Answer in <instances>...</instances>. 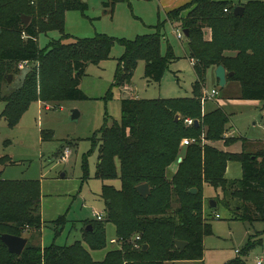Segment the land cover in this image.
Segmentation results:
<instances>
[{"label": "trees", "instance_id": "trees-1", "mask_svg": "<svg viewBox=\"0 0 264 264\" xmlns=\"http://www.w3.org/2000/svg\"><path fill=\"white\" fill-rule=\"evenodd\" d=\"M124 2L127 0H107L103 7L112 9ZM234 7L228 0H191L166 14V22L177 23L181 30L188 31V37L184 36L187 56L197 77L192 96L169 100L124 97L120 120L110 126L104 124L93 135L92 148L98 150L94 178L103 182L119 180L120 189L102 186L99 197L104 204V219L85 221L82 241L42 248L38 242L42 227L39 182L0 178V236L27 239L20 255L10 253L0 240V264L202 263L203 236L210 232L202 221L203 184L228 188L240 201V219L250 224L264 222V148L250 153L251 143L256 147L260 143L235 136L223 139L229 130L227 115L218 108L202 109L206 71L222 66L227 74L233 73L226 82L239 84L242 100L262 103L264 117V0H246L241 16L233 14ZM86 9V0H0V41L7 35L17 36L12 45L0 42V101L5 102L1 117L9 127L18 124L32 102L60 105L87 99L78 87L84 70L88 64L107 60L114 40L96 34L71 44L62 42L69 37L64 33V13ZM183 11L187 14L180 17ZM23 16L29 18L26 26ZM153 29L155 33L120 41L124 52L114 74L116 87L130 85L139 61L145 63V77L159 83L168 65L176 60L170 45L161 55L163 37L160 28ZM55 31L60 39L40 49L38 36ZM23 61L29 65L19 72L15 67ZM11 74L12 83L17 79L18 84L4 95ZM187 119L198 125L187 127ZM183 138L195 142L182 149L179 145ZM201 141L210 143L201 146ZM219 142L226 148L240 143L241 151L230 153L211 145ZM230 162L241 166L242 176L237 181L225 178ZM5 163L13 164L9 157L0 158V166ZM82 170L84 180L88 179L86 157ZM141 184L149 185L150 195L146 198L136 191ZM192 189L196 194L189 193ZM65 223L62 217L55 221L56 225ZM107 223L114 226L116 238L122 240L121 248L109 250L103 260L94 261L88 249L106 248ZM88 226L91 231L85 230ZM137 235L141 247L135 249L132 243ZM175 241L186 243L182 251L175 247ZM144 245L146 250L142 249ZM244 254L239 251L225 264H244Z\"/></svg>", "mask_w": 264, "mask_h": 264}, {"label": "rangeland", "instance_id": "rangeland-1", "mask_svg": "<svg viewBox=\"0 0 264 264\" xmlns=\"http://www.w3.org/2000/svg\"><path fill=\"white\" fill-rule=\"evenodd\" d=\"M106 1L86 0V11L64 13V33L69 35L62 41L64 44H71L77 39L92 38L96 34H104L114 40L109 58L98 65L88 64L84 70L78 87L87 97L86 100L66 101L60 105L49 104L46 109V104L32 102L15 127H9L1 117L5 102L0 101V158L9 157L13 162L0 166V178L6 181L39 182L42 227L38 242L42 248L52 244L59 247L69 246L82 241L85 221L94 220V213L101 214L104 211L103 201L99 197L102 186L120 188L119 180L103 182L94 178L98 150L92 148L91 139L104 124L110 126L114 121L120 120L121 99L190 98L192 85L197 80L187 56L186 39L183 37L178 40L175 35V31L182 30L177 23L172 26L166 22L160 0H127L114 5L112 9L103 7ZM228 1L241 7L246 3V0ZM183 12L181 15L185 14ZM156 27L160 28V38H165L161 39V55L166 54L167 45H170L176 60L168 65L159 83L145 77V63L139 61L130 85L122 90L116 87L114 74L118 58L124 52L120 41H132L137 37L155 33L153 28ZM60 36L56 31L40 34L37 39L39 48L45 49L50 41L58 40ZM24 37L21 36L22 39ZM16 38L15 35H7L0 42L9 46L16 43ZM28 65L23 69L19 65L15 68L20 72ZM12 81L13 76L7 87L3 88L4 95L16 89L18 80L15 79L13 83ZM211 90L216 91L217 95L205 100L202 109L210 111L218 108L227 115L229 130L223 134V139L233 132L235 137L260 143L258 147L251 143L253 147L248 148V152L256 153L260 147L264 148L262 103L242 100L237 82L229 81L224 87H220L213 68L206 71L202 98L209 95ZM72 111L79 114L76 120L71 119ZM47 135H50L49 139ZM42 137L44 141L41 140ZM185 139L188 138H183L179 145L182 149L185 148L182 146ZM208 143L210 142L205 144ZM200 144L205 145L204 141ZM211 145L218 148V145L223 144L219 142ZM230 150L240 152L241 145L235 144ZM84 157L88 175L85 180L82 170ZM180 161L179 157L178 162ZM175 169L176 166L173 170ZM225 173L228 181L239 180L242 176L240 164L230 162ZM201 195L202 221L210 229L203 236L202 263L178 261L165 264H225L238 256L235 250L245 252L241 255L244 264H264V222L250 224L240 219L237 213L240 201L232 196L228 188L215 189L211 185L203 184ZM210 201L216 203L215 208H210ZM216 215L219 218H215ZM61 217L66 223L56 225L55 221ZM105 236V249H88L94 261L103 260L109 250L117 249L116 245L109 244V240L116 237L115 228L110 223L105 225Z\"/></svg>", "mask_w": 264, "mask_h": 264}, {"label": "water", "instance_id": "water-1", "mask_svg": "<svg viewBox=\"0 0 264 264\" xmlns=\"http://www.w3.org/2000/svg\"><path fill=\"white\" fill-rule=\"evenodd\" d=\"M233 14L235 16H241L243 14V8L241 6H235L233 8ZM24 25L26 26L29 22V18L28 17H21ZM185 37H188V31L187 30H183L182 31ZM215 76L218 80L219 86L220 87H224L226 84V80L227 77H232L233 73H226L225 69L222 66H218L215 69ZM12 80V76L9 75L7 78V83H10ZM79 114L76 111H72L71 113V119L76 120L78 118ZM176 120L178 119V117L175 118ZM195 126L198 125V122L195 121L194 123ZM136 191L143 197L146 198L148 195H150V189H149V185L148 184H141L139 186L136 187ZM196 189H192L189 191L190 194H196ZM209 206L210 208H215L216 204L213 201L209 202ZM91 227L88 226L85 230L86 231H91L90 230ZM0 240L1 242L6 246L7 250L15 255H20L23 251V249L25 248L26 244H27V239L23 238V237H16V236H11L8 234H3L0 236ZM175 247L179 250L182 251L184 249V247L186 246L185 242L182 241H175L174 242ZM143 250L147 249V245H144L142 247Z\"/></svg>", "mask_w": 264, "mask_h": 264}, {"label": "built area", "instance_id": "built-area-1", "mask_svg": "<svg viewBox=\"0 0 264 264\" xmlns=\"http://www.w3.org/2000/svg\"><path fill=\"white\" fill-rule=\"evenodd\" d=\"M175 35H176V38L178 39V40H181L183 37H184V34H183V32L182 31H180V32H177V31H175ZM26 64H28V62L27 61H23V62H20L18 65H19V68H21V69H23V67L26 65ZM217 95V93H216V91H214V90H212L211 91V93L209 94V95H205L202 99H201V101H202V104H203V102L205 101V100H210V99H212L213 97H215ZM185 122H186V124H187V126H192V125H194V121L193 120H191V119H187V120H185ZM195 142V140L194 139H185L184 141H182V146H189L190 144H192V143H194ZM68 150L66 151V154H68ZM67 157V156H66ZM94 218L96 219V220H98V221H101V220H103L104 219V215H103V213H94ZM215 218H219V216L218 215H216V217ZM140 235H137V236H135V238L133 239V243H132V245H133V247L135 248V249H138V248H140L141 247V245L138 243L139 241H140ZM109 243L111 244V245H116L117 246V249H120L121 248V245H122V240H120V239H118V238H114V239H111L110 241H109ZM235 253L236 254H239V251H235ZM257 264H260L259 262H257Z\"/></svg>", "mask_w": 264, "mask_h": 264}, {"label": "crops", "instance_id": "crops-1", "mask_svg": "<svg viewBox=\"0 0 264 264\" xmlns=\"http://www.w3.org/2000/svg\"><path fill=\"white\" fill-rule=\"evenodd\" d=\"M191 0H160V4H161V7H162V9H163V11H164V13H165V16H166V14L167 13H169L170 11H172V10H174V9H177V8H179V7H181V6H184V5H186L187 3H189ZM185 12V14L184 15H181L180 14V17H185V15L187 14V11H184ZM183 12V13H184ZM167 23H169L170 25H174V24H176V23H174V22H167ZM183 31V30H182ZM163 40L165 39L164 37L162 38ZM190 62V61H189ZM191 67H192V65H191ZM213 70H215V69H213ZM226 84H227V82H226ZM126 87H124L123 89H125ZM121 90H122V88H120ZM212 91V90H211ZM136 99V98H135ZM40 103V102H39ZM48 107V105H46L45 106V109ZM231 132V131H230ZM228 135L229 136H234V133L232 132L231 134L230 133H228ZM236 144H240V143H236ZM235 145V144H234ZM241 145V144H240ZM73 146V145H72ZM218 146H220V147H218L219 149H221V150H223V151H227V152H230V153H239L237 150L236 151H233V150H230V148L231 147H233V145L232 146H230V147H228V148H226V147H224L223 145H218ZM70 154V153H69ZM229 164V163H228ZM228 166V165H227ZM225 176H226V173H225ZM108 186H111V185H108ZM114 187V186H113ZM115 188V187H114ZM102 189V188H101ZM120 189V188H119ZM101 193V192H100ZM216 204V203H215ZM103 213V212H102ZM116 238V237H115ZM114 239V238H113ZM110 241V240H109ZM110 244V243H109ZM111 245V244H110ZM236 251V250H235ZM236 254V253H235ZM237 257V256H236ZM234 258V257H233Z\"/></svg>", "mask_w": 264, "mask_h": 264}]
</instances>
